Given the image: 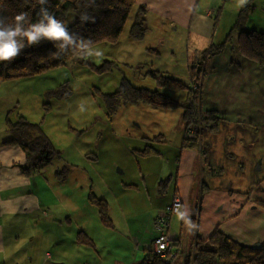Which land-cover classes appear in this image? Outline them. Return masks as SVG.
I'll use <instances>...</instances> for the list:
<instances>
[{"label": "crops", "instance_id": "0c3cea01", "mask_svg": "<svg viewBox=\"0 0 264 264\" xmlns=\"http://www.w3.org/2000/svg\"><path fill=\"white\" fill-rule=\"evenodd\" d=\"M253 4L245 28L264 30V0H253ZM136 5L146 9V32L136 41L143 43L132 42L128 30L126 46L119 49L123 55L120 62L136 61L131 60V48L134 55L140 52L151 57L134 63L147 67L143 78L154 69L182 80V65L176 57L180 50L182 55L184 42L187 60L202 68L197 81L199 107L216 111L218 130L202 129L198 145L181 147L189 137L187 128H192L181 111L176 126L180 140L169 162L165 165L159 148V155L135 158L130 167H121L126 176L118 182L115 194L113 189L110 192L105 177L108 167L99 165L98 155L92 159L85 156L84 150L76 149L85 166L67 163L69 172L63 179L54 172V185L59 188L43 196V177L38 180L36 175L22 173L24 152L18 145L5 143L9 139L5 117L10 104L4 103L0 108V264H142L156 236L154 219L174 194L181 197L182 208L180 217L173 214L170 219L169 233L178 249L173 264H185L195 239L206 238L216 228L242 245L258 246L264 241V208L256 203L264 201V67L238 53L236 35L220 54L204 53L211 44L225 39L242 4L239 0H136ZM198 53H204V58L196 62ZM185 75L188 81L193 80L190 70ZM4 84L0 81V88ZM175 99L182 102L185 97ZM19 113L17 110L12 120ZM170 174L173 177L165 193L160 194L158 182ZM71 180L76 181L71 183L73 189L64 190V183ZM149 182L155 199L148 207L142 193ZM169 187L171 194L160 199ZM90 191L108 203L113 227L100 221L97 207L88 200ZM136 206L147 209L130 211ZM186 226L190 227L189 246L183 249ZM79 231L93 244L79 241Z\"/></svg>", "mask_w": 264, "mask_h": 264}, {"label": "trees", "instance_id": "16d2710c", "mask_svg": "<svg viewBox=\"0 0 264 264\" xmlns=\"http://www.w3.org/2000/svg\"><path fill=\"white\" fill-rule=\"evenodd\" d=\"M41 7H46L57 20L66 25L70 33L82 39L83 47L79 46V41L75 48L70 46L66 50H61L58 42L42 40L35 45H27L25 42V47L18 57L11 62H0V81L33 76L53 67L65 65L75 57L80 64L89 66L97 73L110 71L115 63L114 60L106 59L100 64H95L90 60L86 51L98 42L116 43L133 8L135 14L129 28V36L135 40H141L146 32L144 25L146 9L142 5H136V0H48L43 6L38 4L37 0H0V17H3L6 23L11 24L17 14L26 12L30 16L29 22L35 23L39 19L38 12ZM253 8V0H246L241 5L235 22L225 39L220 43L211 44L204 53L208 56L220 54L231 44L232 37L236 35L235 48L238 53L258 66L264 67V31L245 28ZM71 16H73L72 20H70ZM201 69L195 63H191L190 72L193 80L190 81L176 79L153 69L149 71V75L154 79L156 89L135 86L126 76H123L117 90L112 92L97 90V92L101 96L108 115L116 113L120 105L124 103L140 102L154 108H181L184 121L194 131L189 137H185L181 147H192L199 144L202 129L212 132L218 130L219 116L216 111L201 110L199 107L200 86L199 90L191 88L192 82L199 81ZM161 88L185 90V99L180 102L160 91ZM48 94L58 98L67 97L71 94V90L67 83H64ZM49 108L50 104L47 106L44 103V110L47 111ZM5 124L9 135L5 143L18 145L24 152L26 164L20 166L22 173L26 175L38 173L52 159L59 157V151L53 148L50 139L39 127L40 124L29 121L23 116L16 121H10L7 118ZM132 152L143 156L160 154L158 149L150 146ZM89 154L85 155L95 159L94 153ZM65 169L57 171L58 178L63 179L66 176ZM172 177L170 174L159 180L160 194L165 193ZM87 197L97 207L100 221L106 227H113L106 200L91 191L88 192ZM256 203L264 208V201ZM78 240L93 244L92 240L82 231L78 232ZM177 251L178 249L174 248L175 256ZM175 256L173 262H167L166 257L156 254L150 247L145 251L142 264H173ZM185 264H264V241L258 246L242 245L216 228L206 238L197 237L195 239L193 252L186 257Z\"/></svg>", "mask_w": 264, "mask_h": 264}, {"label": "rangeland", "instance_id": "374dc122", "mask_svg": "<svg viewBox=\"0 0 264 264\" xmlns=\"http://www.w3.org/2000/svg\"><path fill=\"white\" fill-rule=\"evenodd\" d=\"M133 16L134 8L127 17L118 44L102 41L90 46L86 51L90 60L95 64H100L106 59L114 60L115 63L110 71L97 73L89 66L80 64L75 57L65 65L53 67L39 74L4 81L6 84L0 88V108L5 105L4 103L10 104V111L6 113L5 118L16 121L24 113L26 117H23L40 124L39 127L48 136L53 148L59 151V157L51 160V163L45 167L43 172L33 174V176L36 175L38 180L39 177H43L41 182L45 187L41 189L43 196H47L48 192H51L54 187L59 188L57 184L54 185V182H56L53 177L54 172L57 176V171L66 168L65 175H67L70 167L67 163L79 164L81 168L85 166V162L78 157L76 149L79 151L84 150L83 152L86 155L94 153L96 156L97 154L99 165L103 164L108 167L105 177L108 179L110 192L111 189L114 190L113 194L118 192L116 190L118 182L126 176L121 167H130L132 165L131 161L135 158L147 157L133 153L134 148L141 150L146 146H150L161 149L162 160L165 161V165L175 154L177 149L173 150L174 146L180 140L176 126L181 121V108H153L140 102L124 103L120 105L116 113L108 115L101 96L97 92V90L101 92L117 90L123 76H126L135 86L149 89L157 88L154 79L148 77L149 75L146 78L142 77L147 67L134 64L137 61L151 58L150 55L141 54L140 52L134 55L133 50L128 48V52L133 55L131 60L136 61H131V63L120 62V56L123 55L119 54V49L126 46L125 39H127V31L130 28ZM72 19L73 16L70 17V20ZM152 33H154V29H152ZM136 41L132 39V42L139 43ZM148 41L145 40L144 43ZM142 43L136 45H142ZM183 45L184 42H182V55L179 54L180 50L176 58L177 62L182 65V80L188 81L186 75L183 76V74L190 70L191 60H187L184 52L185 46L183 47ZM203 58L204 53H198L196 62L203 60ZM165 59L162 58L161 61L166 62ZM64 83H67L68 88L71 90L69 96L58 98L48 94ZM160 91L172 95L174 99H180L182 95L183 100L186 95V91L181 89L161 88ZM41 102H43L42 110H40ZM44 103L47 106L50 104L49 110H44ZM36 109L39 111L36 112ZM17 110L22 113H19L20 116L12 120ZM160 133L163 134V137L159 136ZM146 137L147 139L144 140ZM141 140H143L142 143H140ZM101 146H105V148L100 150ZM155 166H159V162ZM150 175H153V173ZM151 177L153 178V176ZM71 183L73 185L76 181L71 180L70 183H64L62 188L66 191L72 190ZM77 190L81 191L80 189ZM171 192L172 189L160 199H165ZM111 197H109L110 204L115 210V203ZM142 197L143 202L148 207L151 199H155V195L151 192L150 182L147 184V189L143 191ZM145 207L136 206L131 208L130 211H146L147 208ZM174 214L177 216L178 213ZM177 217H180V215ZM189 228L186 226L183 249L189 246L187 240L190 234ZM193 228L194 226L191 227L192 234L194 232Z\"/></svg>", "mask_w": 264, "mask_h": 264}, {"label": "clouds", "instance_id": "9594fccd", "mask_svg": "<svg viewBox=\"0 0 264 264\" xmlns=\"http://www.w3.org/2000/svg\"><path fill=\"white\" fill-rule=\"evenodd\" d=\"M48 0H37L40 5H46ZM246 0H239L244 4ZM39 19L30 23L29 13L20 12L14 17V22L8 24L3 17H0V62H11L21 54L27 45H35L42 40L59 43L61 50L68 47H83L84 42L75 34L68 31L66 25L57 20L46 7H41L38 12Z\"/></svg>", "mask_w": 264, "mask_h": 264}, {"label": "built area", "instance_id": "2783aa9c", "mask_svg": "<svg viewBox=\"0 0 264 264\" xmlns=\"http://www.w3.org/2000/svg\"><path fill=\"white\" fill-rule=\"evenodd\" d=\"M191 88L194 90H199L198 83L192 82ZM186 134L187 136L193 134V129L187 128ZM181 208L182 199L178 194H174L170 204L155 217L153 222L156 236L152 242L151 248L156 254L160 255L161 257H166L167 262L170 261V263L173 262V258L175 256L173 252V240L169 233L170 219L174 213L180 212ZM168 253L170 254L167 256Z\"/></svg>", "mask_w": 264, "mask_h": 264}]
</instances>
